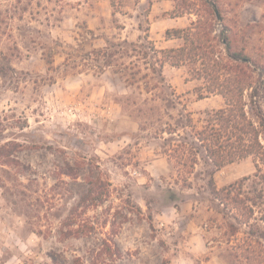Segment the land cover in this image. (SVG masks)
<instances>
[{
    "label": "rangeland",
    "instance_id": "obj_1",
    "mask_svg": "<svg viewBox=\"0 0 264 264\" xmlns=\"http://www.w3.org/2000/svg\"><path fill=\"white\" fill-rule=\"evenodd\" d=\"M208 1L223 18L208 26L237 33L263 96L264 0ZM174 4L0 0V264H264V166L248 156L216 169L193 131L223 97L199 98L194 65L156 60L182 43L164 31L196 19L170 17ZM171 127L199 149L190 173L165 153ZM211 176L256 198L249 223L213 197Z\"/></svg>",
    "mask_w": 264,
    "mask_h": 264
},
{
    "label": "trees",
    "instance_id": "obj_2",
    "mask_svg": "<svg viewBox=\"0 0 264 264\" xmlns=\"http://www.w3.org/2000/svg\"><path fill=\"white\" fill-rule=\"evenodd\" d=\"M174 1L173 9L168 12L170 17L193 13L196 19L191 20L186 27L167 28L164 31L165 40L180 39L182 43L177 47L153 49L158 64L160 67L164 63L171 66L194 65L191 77L202 81L196 87L199 98L206 94H220L224 99V106L210 113L205 123L193 131V140L216 169L248 156H255L264 166V147L260 140L264 136V116L255 120L246 110L245 92L248 89L252 90L249 94L252 104H257L260 102L258 99L262 98L264 105V95L253 87L252 75L246 70L251 67L249 54L244 46L237 47V33L228 26L222 23L223 28L218 33H215L213 26H208L217 22L215 11L208 0H179V3ZM198 1H202L201 4L206 7L202 9V13L198 8ZM109 2L114 12H122L123 0ZM217 8L221 14L220 8ZM145 38H148L147 33ZM187 121L190 122L189 118ZM187 126L192 125L187 123ZM167 133L171 137V143L170 148L165 151L166 155L178 165L180 171L190 173L197 162L199 149L187 137L181 138L172 127ZM176 135L178 138H175ZM212 179L211 176L213 197L224 207L229 206V209L241 207L242 214H236L235 218L240 219L238 215H243L238 222L249 223L254 215L256 198L243 197L240 192L241 185L236 190L237 185L234 183L216 188ZM259 180L264 185V173L260 174ZM91 193L92 190L87 195L90 196ZM96 195L99 201L103 200V190H99ZM258 196L264 198V190ZM260 219L264 222V214ZM259 235L264 240V231Z\"/></svg>",
    "mask_w": 264,
    "mask_h": 264
},
{
    "label": "water",
    "instance_id": "obj_3",
    "mask_svg": "<svg viewBox=\"0 0 264 264\" xmlns=\"http://www.w3.org/2000/svg\"><path fill=\"white\" fill-rule=\"evenodd\" d=\"M211 4H212V7H213V9L215 11L216 18L220 22L221 21V15L219 13V10H218V8H217V6H216V4L214 2H211Z\"/></svg>",
    "mask_w": 264,
    "mask_h": 264
}]
</instances>
